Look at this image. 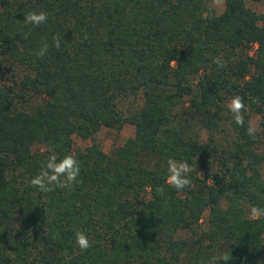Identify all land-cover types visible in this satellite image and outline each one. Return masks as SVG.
Here are the masks:
<instances>
[{
	"label": "trees",
	"instance_id": "obj_1",
	"mask_svg": "<svg viewBox=\"0 0 264 264\" xmlns=\"http://www.w3.org/2000/svg\"><path fill=\"white\" fill-rule=\"evenodd\" d=\"M222 1L0 0V264H264V11Z\"/></svg>",
	"mask_w": 264,
	"mask_h": 264
},
{
	"label": "rangeland",
	"instance_id": "obj_2",
	"mask_svg": "<svg viewBox=\"0 0 264 264\" xmlns=\"http://www.w3.org/2000/svg\"><path fill=\"white\" fill-rule=\"evenodd\" d=\"M244 2L247 6L251 7L255 11H258V12L264 11V1L263 0H244ZM209 3L214 7V10L216 12H219L222 9V6H223L222 0H209ZM252 49H253V46L248 49V52L251 53ZM13 70H14L13 65L8 64V63L4 64L0 62V83L10 82L9 78L11 77V73ZM40 99L41 97L39 95H33L27 98L26 100L30 104L34 105V104H37L40 101ZM136 101L137 100L133 101L132 99L129 98V99L124 100V102L120 105L123 108V110H127V109H130L135 104ZM226 105L228 109L231 108L230 99L227 100ZM249 122H250L252 129L257 130V131L259 130L260 128L259 115L257 113L253 111L249 112ZM223 128L224 129L220 132L221 134H218L216 137V141L221 143V145L228 144L227 140L229 139L230 132H231V130L229 129V126L226 123H224ZM199 132L202 138L206 137L207 133L203 128L200 129ZM132 134H133V125L128 122H125L122 125V127L118 130L109 128L106 126H101L94 133L92 138L88 137V138L82 139L76 136L75 134H72V140H73L72 147L80 148L90 143L92 140H94L101 146V148L104 151H106L107 153H112L115 146L120 145L127 136H131ZM31 148L32 149L43 148V145L39 143H33L31 145ZM209 165H210V168L214 169L217 165L216 158H213V160L211 161ZM260 171L262 175H264V162L261 163L260 165ZM198 174L199 176L203 177V174H204L203 170H199ZM222 203L224 204V201H222ZM206 215H207V210L205 209L202 212L201 218H200V223L202 227L205 226Z\"/></svg>",
	"mask_w": 264,
	"mask_h": 264
}]
</instances>
